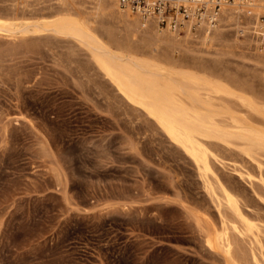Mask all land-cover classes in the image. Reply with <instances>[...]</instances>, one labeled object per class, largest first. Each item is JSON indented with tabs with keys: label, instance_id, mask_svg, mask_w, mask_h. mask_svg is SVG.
I'll return each instance as SVG.
<instances>
[{
	"label": "rangeland",
	"instance_id": "rangeland-1",
	"mask_svg": "<svg viewBox=\"0 0 264 264\" xmlns=\"http://www.w3.org/2000/svg\"><path fill=\"white\" fill-rule=\"evenodd\" d=\"M253 13L219 21L217 40L192 30L187 54L225 81L264 87L255 47L264 27L254 33ZM21 40L0 36V264H223L192 216L217 219L185 153L97 71H79L68 43ZM71 57L85 64L83 51ZM219 153L215 171L255 202L233 169L235 151ZM257 209L264 215L261 201Z\"/></svg>",
	"mask_w": 264,
	"mask_h": 264
},
{
	"label": "bare ground",
	"instance_id": "bare-ground-1",
	"mask_svg": "<svg viewBox=\"0 0 264 264\" xmlns=\"http://www.w3.org/2000/svg\"><path fill=\"white\" fill-rule=\"evenodd\" d=\"M221 1L216 24L171 29L122 7L119 0H41L39 8L29 0H0V36L22 39L24 47L47 46L51 38L68 43L64 54L78 70L97 71L121 101L144 116L136 112L137 117L149 121L148 128L159 129L191 160L217 217L192 213L204 245L223 264H264V215L257 209L260 201L264 204V87L237 76L225 81L187 54L192 30L200 32L195 38L202 43L220 39L217 24L229 16L254 12V33L264 27L261 0ZM262 36L255 46L260 52ZM76 49L83 51L84 65L71 57ZM220 149L235 151L233 169L255 202L215 171L214 162L223 163Z\"/></svg>",
	"mask_w": 264,
	"mask_h": 264
},
{
	"label": "built area",
	"instance_id": "built-area-1",
	"mask_svg": "<svg viewBox=\"0 0 264 264\" xmlns=\"http://www.w3.org/2000/svg\"><path fill=\"white\" fill-rule=\"evenodd\" d=\"M122 7L138 13L142 18L153 17L161 26L179 29L190 25L193 29L217 23L221 0H119Z\"/></svg>",
	"mask_w": 264,
	"mask_h": 264
}]
</instances>
